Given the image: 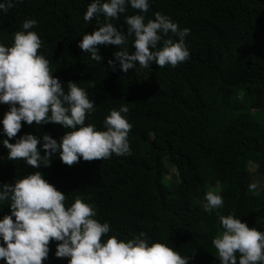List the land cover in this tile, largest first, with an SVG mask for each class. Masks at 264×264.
<instances>
[{
  "label": "trees",
  "instance_id": "trees-1",
  "mask_svg": "<svg viewBox=\"0 0 264 264\" xmlns=\"http://www.w3.org/2000/svg\"><path fill=\"white\" fill-rule=\"evenodd\" d=\"M91 2L14 0L7 12L0 10V43L11 46L18 31L37 32L38 53L50 61L53 75L66 90L68 81L77 82L95 101L86 125L104 130L110 110L127 104L122 115L133 125L131 153L81 158L72 166L55 154L50 166L35 169L22 159L9 160L0 147V183L39 170L65 193L66 206L79 197L94 207L96 219L109 222L103 239L144 232L150 244L159 241L189 256V264H219L212 241L223 231L220 216L234 214L264 231V0H150L146 21L160 12L181 29L190 28V57L177 66L137 63L127 72L108 65L116 45L99 46L101 62L79 47L83 35L98 27L97 18L84 19ZM138 11L129 5L112 22L126 31L125 16ZM26 18L38 24L24 30ZM99 21L106 22L102 15ZM4 108L9 105L0 103ZM22 124L17 138L47 133L59 142L71 131L54 122ZM172 166L178 182L169 185L165 177ZM253 183L258 187L251 188ZM210 190L224 200L211 212L205 209ZM10 211L8 202L0 203V219ZM57 243L50 241L44 264H68L69 258L55 256Z\"/></svg>",
  "mask_w": 264,
  "mask_h": 264
},
{
  "label": "clouds",
  "instance_id": "clouds-1",
  "mask_svg": "<svg viewBox=\"0 0 264 264\" xmlns=\"http://www.w3.org/2000/svg\"><path fill=\"white\" fill-rule=\"evenodd\" d=\"M129 5L139 11L125 16V31L112 20L126 13ZM13 6L14 0H0V10L4 12ZM149 8L150 0H92L84 19L97 18L98 27L83 35L79 47L101 62L99 46L116 45L119 50L114 52V59L108 60L113 71L118 66L127 72L137 63L149 68L153 64L177 66L188 60L190 51L185 38L190 28L181 29L178 22L160 12L146 21L144 14ZM101 15L106 22L100 23ZM37 24L35 18H26L22 27L28 30ZM129 36H134V51L128 50ZM41 47V38L35 31L16 32L11 46L0 43V103L9 105L0 119V133L6 137L0 143L8 150V159H22L39 169L41 165L50 166L55 154L69 166L81 158L91 161L112 154H130L133 125L122 115L128 113V105L110 110L103 121L104 130L86 125L87 115L95 110V101L77 82L68 81L66 90L50 70V61L38 53ZM22 122L39 126L54 122L71 131H66L59 142L47 133L41 137L26 132L17 138ZM13 138L14 143L10 142ZM205 200L209 212L224 204L222 195L211 190L206 192ZM65 201V193L39 170L15 183H0V203L8 202L11 209L0 219V260L5 264H44L50 241L55 240L59 241L55 256L69 258L68 264H189V256L159 241L150 244L144 232L126 240L115 235L103 239L110 231L109 222L96 219L94 207L79 197L70 206ZM219 219L223 231L212 243L220 264H264V231L250 228L234 214Z\"/></svg>",
  "mask_w": 264,
  "mask_h": 264
},
{
  "label": "rangeland",
  "instance_id": "rangeland-1",
  "mask_svg": "<svg viewBox=\"0 0 264 264\" xmlns=\"http://www.w3.org/2000/svg\"><path fill=\"white\" fill-rule=\"evenodd\" d=\"M241 98H243L242 96H240V99ZM4 110H5V108L4 109H0V119H2L3 118V115H4ZM0 128H2V125H0ZM4 138H6L2 133H0V141H2V139H4ZM10 142H15V138H13ZM0 147H3V148H5L6 149V147L2 144V143H0ZM256 164H251V168L252 169H254V168H256ZM177 171H176V168L174 167V166H172L171 167V169H170V172L166 175V177H165V182L166 183H168L169 185H174V184H176V181H177ZM178 182V181H177ZM218 261H219V264H220V260L218 259Z\"/></svg>",
  "mask_w": 264,
  "mask_h": 264
}]
</instances>
